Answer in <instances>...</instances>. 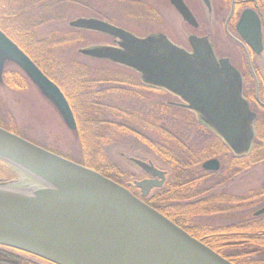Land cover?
<instances>
[{
    "label": "water",
    "instance_id": "95a60500",
    "mask_svg": "<svg viewBox=\"0 0 264 264\" xmlns=\"http://www.w3.org/2000/svg\"><path fill=\"white\" fill-rule=\"evenodd\" d=\"M191 28L198 24L183 0H169ZM210 8L209 0H202ZM258 16L246 10L237 31L254 52H262ZM71 28L100 33L117 47L80 49V54L134 70L143 84L166 90L195 112L235 154L249 152L254 115L241 95V79L227 58L217 60L206 37L191 35V52L165 36L138 38L103 20L78 18ZM6 63L17 67L61 117L76 130L71 108L60 89L0 30V84ZM0 161L29 175L28 190L0 183V246L53 264H232L165 216L98 172L51 153L0 128ZM159 181L134 185L145 197L161 187L165 173L136 160ZM218 172V160L202 164ZM264 215V207L253 217Z\"/></svg>",
    "mask_w": 264,
    "mask_h": 264
},
{
    "label": "trees",
    "instance_id": "16d2710c",
    "mask_svg": "<svg viewBox=\"0 0 264 264\" xmlns=\"http://www.w3.org/2000/svg\"><path fill=\"white\" fill-rule=\"evenodd\" d=\"M73 1L0 0L1 32L60 89L76 123L78 152L67 155L36 145L124 185L134 176L109 158L105 147L119 135L136 138L167 169L164 185L145 200L148 206L232 264H264V215H250L221 227L201 219L229 208L242 211L246 206L248 197L232 196L225 188L219 191L204 189V182L216 175L223 177V182L232 181L264 161V124L259 116L249 152L235 156L193 113L149 100L146 91L158 90L143 85L134 71L96 70L61 59L55 51L78 41L80 35H64L57 30L43 35L39 30L66 20L73 9ZM224 6L229 8V4ZM2 79L3 86L14 92H24L31 85L11 64L5 66ZM260 96L264 101V89ZM259 111L264 112V108L259 107ZM178 119L183 121L179 134ZM170 122L174 129L170 128ZM0 128L37 143L18 131L1 98ZM181 134L186 136L184 142L177 138ZM210 159L219 161L218 172L202 170L201 165ZM259 193L252 192L249 198Z\"/></svg>",
    "mask_w": 264,
    "mask_h": 264
},
{
    "label": "rangeland",
    "instance_id": "374dc122",
    "mask_svg": "<svg viewBox=\"0 0 264 264\" xmlns=\"http://www.w3.org/2000/svg\"><path fill=\"white\" fill-rule=\"evenodd\" d=\"M183 1L200 24L199 29L195 30L189 27L170 5L169 0H74L73 9L66 20L43 26L39 32L46 35L51 30H57L64 35H80L78 41L70 42L55 51L65 61H73L96 70L110 69L120 73H128L122 71L127 68L108 61L93 59L79 52L80 49L93 47H117L118 41L116 39L100 33L71 28L69 22L78 18L105 20L139 38L165 36L173 44L186 51H190L189 36L202 32L206 34L208 27H211L213 29L209 41L216 54L220 57L229 56L234 66L241 70L239 51L232 47V43L223 34L221 26L213 23L211 12H208L202 1ZM224 15L223 17H225ZM254 60L263 68L264 64H262L260 57L254 56ZM157 90L146 91L147 98L169 106L180 104L176 96L165 90ZM0 98L6 110L13 117L18 131L33 142H37L34 144L67 155L78 152L79 141L76 133L65 127L55 108L41 96L36 87L30 85L24 92H14L0 84ZM261 102L264 103L263 100ZM258 113L264 124V112L258 110ZM181 122L183 121L178 119V134L181 131L180 128L183 129ZM170 124L169 126L172 128L173 125L171 122ZM174 128L173 126L172 129ZM177 138L184 142L186 136L181 134L177 135ZM105 152L124 170L138 177L140 176L138 167L129 159L149 161L163 171L167 170L159 159L132 136L119 135L115 137L112 144L105 147ZM3 167L7 170L4 171ZM223 180V177L219 175L208 177L204 182V189L219 191L225 188L232 196L248 197L244 203L246 206L242 208V211H236L234 208H229L225 212L220 210L221 212L219 214L217 212L213 217L201 218L202 221L212 223L216 227L226 226L240 219H247L254 212L264 207V161L243 172L232 181L223 182ZM34 181L29 175L0 161V183H15V188L27 191L28 186L34 184ZM252 192L260 193L249 198ZM1 257L5 258L0 253Z\"/></svg>",
    "mask_w": 264,
    "mask_h": 264
},
{
    "label": "flooded vegetation",
    "instance_id": "af4514ba",
    "mask_svg": "<svg viewBox=\"0 0 264 264\" xmlns=\"http://www.w3.org/2000/svg\"><path fill=\"white\" fill-rule=\"evenodd\" d=\"M209 4H210V8L209 9L207 7L205 8L208 10V12H211V15L213 17V23L221 26L223 30V34L226 36L228 41L232 43V47H235L239 51L238 53L240 55L242 69L240 70L236 68L234 64L231 62V60L229 59V56L220 57V55L216 54L215 50L213 49V46L211 45L209 41V38L212 35L211 31L213 28L208 27V32L206 34L202 32L195 36L206 37L208 39V42L211 45L215 58L217 60L227 58L231 66L237 71L241 79V95H242V98L248 103L249 110L254 115V121H253L254 123L259 116L258 106L264 108V103L261 102V96H260L261 90L264 89V66L262 68L258 64V62L254 60V56L260 57L262 60V64H264V0H209ZM224 4H229V8L227 9L228 6H224ZM246 10L253 11L258 16V19L260 22L259 27H260L261 41H262L263 48H262V52L258 55L254 54V52L249 48V46L246 45V43L240 37L237 31V28H236L241 15ZM223 15L225 17H223ZM197 24H198V27L195 30L200 28V24L198 22ZM179 101H180V104H184L180 99ZM183 110H186V109H183ZM189 112L193 113L201 124L206 126L208 129L212 130L198 114L192 111H189ZM129 160L138 167V172H140L138 174H140V176L138 177L137 175L135 176L134 174H131L134 177L128 182L124 183V186L127 187L129 191L135 197H137L138 199H140L141 201L145 203V200L148 199L151 192H153L155 189L161 188L164 185L167 172L155 166V168H157L158 170H161L164 173H166L165 180L163 181L161 187L152 188L145 197H142V193H143L142 190L136 187L134 183L141 182L144 180L159 181V179L157 176L153 177L145 173L135 163L136 159H129ZM145 163H151V162L148 161ZM210 173H213V172H210ZM0 253L5 256V258L3 257L0 258V264H53L51 262L45 261L36 256L30 255L24 252H20L14 249L1 247V246H0Z\"/></svg>",
    "mask_w": 264,
    "mask_h": 264
}]
</instances>
